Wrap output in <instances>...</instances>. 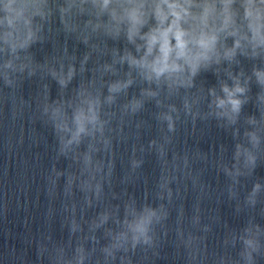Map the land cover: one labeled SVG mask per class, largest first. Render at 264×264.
Here are the masks:
<instances>
[{
	"label": "clouds",
	"instance_id": "clouds-1",
	"mask_svg": "<svg viewBox=\"0 0 264 264\" xmlns=\"http://www.w3.org/2000/svg\"><path fill=\"white\" fill-rule=\"evenodd\" d=\"M68 39L85 46L82 56L69 51ZM48 42L53 53L38 62L31 49ZM242 60L253 62L250 71ZM207 72L217 83L198 87L197 78ZM36 77L41 81L36 108L52 128L56 156L72 162L63 170L51 167L49 196L62 177L66 198L82 194V203L65 205L67 240L45 237L38 258L48 264H135L138 250L158 256L161 231L166 234L178 193L172 185L194 174L188 152L173 151L169 159L178 126L214 120L235 141L231 161L221 159L216 165L229 180L228 199L235 202L237 215L245 209L252 214L242 228H228L223 239V247L238 249L236 254L216 255L212 264L264 259V225L255 215L258 209L264 217V180L256 179L242 199L238 192L240 178L252 177L264 155V0H0V86L15 91ZM48 79L58 86L56 99L50 96ZM134 87L138 94L130 95ZM20 103L31 106L23 97ZM148 103L157 109L152 118L159 137L146 146L131 145L121 183L134 182L144 154L154 153L160 175L152 202L127 195L113 204L120 194L112 190L109 201L106 189H113L116 143L131 139L125 131L130 123L136 140L141 138L146 122L135 118ZM249 103L256 113L243 115L241 124ZM219 152H226L223 145ZM197 158L207 161L208 156L197 151ZM93 208L99 211L88 218ZM200 223L197 207L192 224ZM211 230L203 225L198 232H185L181 220L177 247L185 251L187 264L206 258L201 233Z\"/></svg>",
	"mask_w": 264,
	"mask_h": 264
},
{
	"label": "water",
	"instance_id": "water-1",
	"mask_svg": "<svg viewBox=\"0 0 264 264\" xmlns=\"http://www.w3.org/2000/svg\"><path fill=\"white\" fill-rule=\"evenodd\" d=\"M64 42V37L59 38ZM111 43V42H110ZM69 51H76L82 56L87 50L83 44L74 39L66 41ZM35 59L43 62L53 53L51 42L43 45L37 44L31 49ZM252 61L242 60V67L250 71ZM91 67V63L89 64ZM50 86V96L56 99L58 86L54 81H46ZM79 82V77L69 86L71 89ZM217 83L216 77L211 73H202L197 78V86L203 85L205 89ZM41 81L38 77L25 80L15 91L4 89L0 86V264H48L46 258L40 259L37 248L41 242L47 243L45 237L51 235L53 241H63L68 238V229L64 226L67 213L65 205L75 200L82 203V194L75 192L72 199L63 195L64 178L60 179V187L54 189V195L49 196L52 187L48 182L51 167L55 164L58 169H67L71 161L56 156V139L52 128L43 122L36 108V97L40 90ZM138 88L129 90L138 94ZM257 91L253 85V94ZM30 101L31 106L20 103V98ZM172 102L179 104L178 99ZM157 111L152 103H148L145 110L135 119L145 121L141 138L136 140L135 128L130 123L125 131L131 139L125 143H116L115 146V173L113 189H106L107 198L111 201V192L120 194L119 199L112 200L113 204H121L127 195L134 196L138 202L148 198L152 202L151 193L155 190V183L160 175V164L154 153L144 154V164L138 170L137 179L131 183H121L128 173V160L133 143L147 145L148 141L159 137V131L152 114ZM256 113L252 103L243 109V115ZM235 141L230 130L226 131L217 126L216 122L197 121L195 126L191 123L178 126L172 152L183 154L188 152L193 161V177L191 180L181 179L177 185L178 193L170 205L171 215L166 222L165 231H161L159 255L153 256L151 252L137 251L133 257L135 264H187L186 253L183 248L177 247L176 229L181 226L187 231L198 232L203 225H210L211 231L201 233L206 236L204 248L206 258L200 264H212L216 255L228 253L235 255L238 249H225L223 239L228 228H242L248 216L252 213L245 209L237 215L235 202L228 199L226 188L229 180L219 172L216 165L223 159L231 161V154ZM223 145L226 152H219ZM197 151L208 156L207 161L197 158ZM252 177L240 178L238 186L239 196L242 199L256 179L264 180V155L258 162ZM72 170L75 171L73 165ZM198 178V182H197ZM264 195V194H262ZM199 208L201 223L199 226L192 224V217ZM259 208V206H258ZM183 211L182 218L180 211ZM98 208L88 209L87 217L91 218ZM79 215V212H78ZM256 220L264 225V217L258 214ZM101 235V233H98ZM258 264H264L260 259Z\"/></svg>",
	"mask_w": 264,
	"mask_h": 264
}]
</instances>
